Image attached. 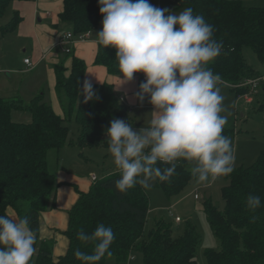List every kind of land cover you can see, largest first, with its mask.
Instances as JSON below:
<instances>
[{
	"label": "trees",
	"instance_id": "16d2710c",
	"mask_svg": "<svg viewBox=\"0 0 264 264\" xmlns=\"http://www.w3.org/2000/svg\"><path fill=\"white\" fill-rule=\"evenodd\" d=\"M11 1L0 0V17ZM177 1L185 8L191 7L194 14L204 16L215 29L214 38L223 42L221 54L207 67L218 73L220 81L229 84L237 95L249 92V86L238 85L263 74L264 70L261 72L248 64L242 50L250 48L264 68V7L248 6L241 0ZM102 18L97 0H63L59 14V20L76 34L99 31ZM19 21L15 15L0 29L12 31ZM94 64L104 66L110 75H121L113 48L99 47ZM53 71L62 116L53 111L41 94L29 102L20 97H0V215H9L7 208L11 207L17 216L29 218L37 233L32 264H81L74 250L91 253L93 244L78 240L77 233L90 234L101 223L112 228L115 239L110 247L111 256L105 255L98 264H105L109 258L125 264L132 259L134 249L141 252L145 264H197L195 255L200 235L195 225L188 220L183 232L172 236L170 225L155 220L144 236L149 210L147 193L139 184L123 193L117 191L114 182L120 175L118 169L97 177L87 192L79 193L68 211L64 231L68 248L65 254L53 257L51 242L41 240L39 235L40 213L54 207L58 186L56 166L50 165L49 153L58 154L69 144L80 149L100 145L102 133L95 129L98 124L109 125L115 118L130 123L129 106L109 82L92 84L95 96L84 102L83 95H79L86 71L83 59L72 57L68 75L64 60L55 63ZM260 85L262 88H258ZM258 87L257 93L264 92V81ZM13 111L28 113L31 121H13ZM70 120L78 124L79 131L68 142ZM227 131L232 130L224 128L223 132ZM80 155L83 156L81 152ZM55 159L57 163V156ZM192 166L190 162L178 161L170 181L156 180L155 186L167 195L179 193L193 179ZM225 178L227 184L221 189L224 209H218L210 200L203 204L207 222L219 241L218 249L205 252L208 264H264V145L253 165L234 168ZM249 194L261 197L262 206L254 212L246 206Z\"/></svg>",
	"mask_w": 264,
	"mask_h": 264
},
{
	"label": "clouds",
	"instance_id": "9594fccd",
	"mask_svg": "<svg viewBox=\"0 0 264 264\" xmlns=\"http://www.w3.org/2000/svg\"><path fill=\"white\" fill-rule=\"evenodd\" d=\"M97 2L103 17L95 34L97 47L115 49L118 85L143 73L134 97L141 104L147 97L153 106L147 123L139 128L115 118L105 129L108 152L120 173L115 189L123 193L139 184L148 190L156 180L168 182L181 160L193 165L190 174L200 184L230 175L235 155L230 137L223 134L227 117L222 115L221 77L207 67L223 49V42L214 38L213 25L191 7L175 13L149 0ZM81 94L84 102L94 98L90 80L83 81ZM246 206L254 212L262 206L261 197L249 194ZM77 239L93 244V249H75L76 259L98 264L111 256L115 234L101 223L90 234L79 231ZM36 242L28 217L0 215V264H32Z\"/></svg>",
	"mask_w": 264,
	"mask_h": 264
},
{
	"label": "rangeland",
	"instance_id": "374dc122",
	"mask_svg": "<svg viewBox=\"0 0 264 264\" xmlns=\"http://www.w3.org/2000/svg\"><path fill=\"white\" fill-rule=\"evenodd\" d=\"M241 1L248 6L264 7V0ZM149 3L159 8H168L175 13H179L185 9V7L179 5L177 0H149ZM9 8L10 6L5 9L4 14L0 17V25L8 21ZM1 33L0 31V97H20L25 102H29L35 95L42 94L43 100L50 105L53 99L56 98L57 101L54 83L51 81L46 63L37 64L33 70L21 68L20 62L23 61L24 57V53L22 52L23 47L18 44L12 34L2 37ZM96 33L97 31L91 32L90 41L96 39ZM67 47L71 48V46ZM65 48L61 47L59 51L65 54ZM242 53L248 64L260 71L264 70L250 48L245 47ZM27 55H31V53L28 52ZM65 56L71 57V53H67ZM218 87L220 88L221 95L224 97L223 106L225 111L222 115L227 117V123L224 128L232 130L226 133L223 132V134L230 137L232 141L235 155L234 168L253 165L264 145V92L257 93L256 90L252 94L251 102L246 100L242 95L239 96L241 100L234 99L223 86L222 82H219ZM260 87L261 85L258 88ZM129 117L130 123L134 122L135 118L132 113H130ZM12 119L13 121L24 123L31 121L30 115L24 111H13ZM67 124L69 129L67 141L70 142L71 139L76 138L79 126L74 120H70ZM108 126L107 124H98L95 127L97 131L102 133V143L100 142V145L82 149L75 144L67 145L66 149L60 153V159L63 160L62 164L69 168H75L76 162L74 161H78L77 153L81 152L83 156L80 157L79 162H81L82 168L80 169L78 168L80 166H77L76 171L83 172L89 167L92 169L93 175L99 177L106 170L117 169L108 152L107 133L105 132ZM65 151H68L66 157L63 156ZM56 156L59 157L56 151L49 153L50 165L56 164ZM225 184H227L225 176L219 177L210 185L200 184L193 178L179 193L167 195L162 189L155 186V181L152 182L151 188L145 189L149 199V210L143 226L144 236L153 227L155 220L161 219L170 225L172 236L180 235L186 222L189 220L195 225L200 235V242L196 248V263L208 264L205 252L208 249H218L219 241L214 236L207 222L203 211V204L205 201L210 200L218 209L223 210L225 205L221 189ZM7 210L9 215L17 216L11 207L7 208ZM176 216L181 219L180 222H175ZM59 234L64 237L62 232ZM57 255L60 254L55 252L54 256ZM131 255L132 259H129L125 264H145L140 251L134 249ZM105 264L117 263L114 259L109 258Z\"/></svg>",
	"mask_w": 264,
	"mask_h": 264
},
{
	"label": "crops",
	"instance_id": "0c3cea01",
	"mask_svg": "<svg viewBox=\"0 0 264 264\" xmlns=\"http://www.w3.org/2000/svg\"><path fill=\"white\" fill-rule=\"evenodd\" d=\"M9 6V18L5 24L15 15L20 18V21L14 30L7 32L0 31L2 32V37L7 34H12L18 44L23 47V60L24 58H29L33 63V66L29 68L28 65L22 61L20 62L21 68L33 70L37 64L39 65L45 62L50 73L51 81L54 83L55 87L56 78L53 65L60 60H64V66L67 68L65 74L68 75L72 57L83 59L86 63L83 81L88 79L92 84H100L103 82L111 83L124 103L129 106V116L130 113L134 115L135 120L134 122L132 121L133 127L139 128L144 122L147 123L148 116L150 115L148 113L153 110V106L147 102V97L142 104L134 97V93L138 91V85L143 82V73H134L131 81L118 85L121 75H110L104 66L94 64L98 47L95 43L96 39L90 41V35L86 40L70 45L71 50L69 53H71V57H66L65 54L67 53L63 54L59 51L62 46L56 45L58 39L67 31H71L67 23L59 20V14L63 10V0H12L7 7ZM3 25H0V27ZM28 52L31 53V55H27ZM220 82L223 83V86L230 92L229 94L233 96L234 99L237 98V100H241L239 95L235 93L229 84L223 81ZM51 107L57 115H63L58 98L57 101L56 98L52 100ZM66 147L67 145L59 150V157L57 156V163L55 164L56 181L58 183L54 194L55 205L41 212L39 217L40 239L51 242L52 254L55 259L66 252L68 248L69 241L64 234L68 225V211L75 204L79 193L89 190L92 185L91 176L93 175V172H91L92 169L89 167L83 172L76 171L77 166H80L78 167L80 169L82 168L81 162H79L81 157L80 153H77L78 161H74L76 162L75 168H69L62 164L63 160L60 159V153L65 150ZM67 152L68 151H65L64 157H66ZM75 158L77 159L76 156ZM115 170L117 169H111L110 171L106 170L102 174L106 175ZM60 232L64 234V237L59 234ZM55 252H58L60 255L54 256Z\"/></svg>",
	"mask_w": 264,
	"mask_h": 264
},
{
	"label": "built area",
	"instance_id": "2783aa9c",
	"mask_svg": "<svg viewBox=\"0 0 264 264\" xmlns=\"http://www.w3.org/2000/svg\"><path fill=\"white\" fill-rule=\"evenodd\" d=\"M90 35V31H86V32H81V33H73L72 31H67L64 35H62L56 45L62 46V47H66L65 48V53H69L71 48H68L67 46H70L73 43L76 42H80L83 40H86ZM24 63H26L28 65V67H32L33 63L30 61L29 58H24ZM142 79L144 80V75L142 77ZM264 81V73L255 77L254 79H250L248 81H245L241 84L238 85V87H243V86H249L250 87V91L247 93H242L239 94V96H243L246 100L248 101H252V94L257 90L258 85L260 84V82ZM97 177L95 175L91 176V180L94 181ZM195 197H197V195H195ZM175 221L179 222L181 221L180 218L177 216L175 217Z\"/></svg>",
	"mask_w": 264,
	"mask_h": 264
}]
</instances>
